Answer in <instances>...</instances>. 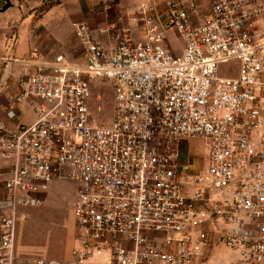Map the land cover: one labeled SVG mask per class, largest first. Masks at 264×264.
Here are the masks:
<instances>
[{
  "label": "built area",
  "instance_id": "built-area-1",
  "mask_svg": "<svg viewBox=\"0 0 264 264\" xmlns=\"http://www.w3.org/2000/svg\"><path fill=\"white\" fill-rule=\"evenodd\" d=\"M160 1L130 25L120 15L112 47L74 23L83 64L60 55L17 78L6 110L29 101L36 119L0 118V264H208L215 242L229 264H264V0H210L200 17L199 0ZM93 81L114 86L106 125L92 119ZM185 139L203 141L201 168ZM55 180L76 186L78 246L69 260L21 258L16 224Z\"/></svg>",
  "mask_w": 264,
  "mask_h": 264
},
{
  "label": "crops",
  "instance_id": "crops-1",
  "mask_svg": "<svg viewBox=\"0 0 264 264\" xmlns=\"http://www.w3.org/2000/svg\"><path fill=\"white\" fill-rule=\"evenodd\" d=\"M152 2L160 7V0H0V74L2 59L9 52L13 53L8 77L4 83H0V118L12 129L20 124H31L36 119L32 102L29 101L15 106L11 111L6 110L18 92L16 81L20 75L46 66L60 55L77 64L85 62L87 47L76 38L74 23L85 22L94 41L112 47L108 29L117 23L119 16L123 15L124 25H130L128 18L134 10L141 4ZM207 11L208 7L203 12L198 5L199 17ZM131 31L135 40L142 38L137 25H131ZM9 166V163L0 162V171L5 172ZM56 181L61 180L52 183ZM50 187L44 201L48 194L52 198ZM74 187L70 212L76 193ZM222 246H212L211 264H229L234 259L232 253H227L223 259L217 257L216 253L226 249Z\"/></svg>",
  "mask_w": 264,
  "mask_h": 264
},
{
  "label": "rangeland",
  "instance_id": "rangeland-1",
  "mask_svg": "<svg viewBox=\"0 0 264 264\" xmlns=\"http://www.w3.org/2000/svg\"><path fill=\"white\" fill-rule=\"evenodd\" d=\"M209 3L210 0L199 1V6L203 12L207 7L209 8ZM170 40L173 48L176 44L182 45L173 34H170ZM234 64L233 62L228 66H223L221 74L226 75L227 68ZM231 74H235V72ZM90 90L92 119L99 125H106L112 117L114 86L106 81H93ZM97 106L99 107L98 111ZM182 153H185V161L194 169L201 168L206 163V151L201 140H183ZM74 186V184L64 180L56 181L50 187L52 198H49L50 194H48L46 198L49 199L48 202L46 200L43 205L37 208L24 210L26 218L18 220L15 228L14 251L17 256L56 260H69L71 258V251L78 246L73 212L69 210L73 200ZM215 243L217 246L220 244ZM227 253L230 251L224 249L216 255L218 258L220 257L219 259H223ZM210 256L211 252L209 261Z\"/></svg>",
  "mask_w": 264,
  "mask_h": 264
}]
</instances>
